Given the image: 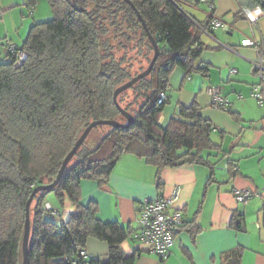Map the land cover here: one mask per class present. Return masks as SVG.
<instances>
[{
	"label": "trees",
	"instance_id": "obj_1",
	"mask_svg": "<svg viewBox=\"0 0 264 264\" xmlns=\"http://www.w3.org/2000/svg\"><path fill=\"white\" fill-rule=\"evenodd\" d=\"M38 1L26 0L30 13ZM129 1L159 47L150 75L117 99L120 108L133 117L130 125L114 102V94L145 71L142 66L132 75L130 55L141 56L148 67L155 51L138 14L125 0H48L53 18L34 22L20 45L4 44L7 61L0 63V264L23 263L27 202L37 187L56 180L65 158L93 122L115 121L122 126L95 128L59 185L35 196L28 264L135 262L139 248L132 254L122 249L134 231L119 222L100 220L96 202L82 203V183L106 186L126 154L156 168L159 188L163 170L186 165L206 167L214 179L222 160L214 162L212 157L221 147L213 140L216 128L202 117L198 103L180 106L178 115L165 125L160 120L170 104L169 97L162 100L161 95H167L176 69L186 76L209 77V66L199 63L210 49L203 42L201 28L211 27L215 3L208 20L198 26L185 7H198L203 0ZM128 93L131 100L124 104ZM227 167L236 176L234 165ZM51 193L61 209L66 201L74 207L67 219L61 209L47 208L46 196ZM232 227L243 231V216L234 214ZM91 238L108 245L107 262L87 257ZM240 251L230 254L240 258Z\"/></svg>",
	"mask_w": 264,
	"mask_h": 264
},
{
	"label": "crops",
	"instance_id": "obj_2",
	"mask_svg": "<svg viewBox=\"0 0 264 264\" xmlns=\"http://www.w3.org/2000/svg\"><path fill=\"white\" fill-rule=\"evenodd\" d=\"M21 2L22 5L15 3V7H23L18 17L14 11L7 13L8 3L0 0L4 13L0 22L2 44L20 45L35 22L26 18V0ZM214 3V20H222L226 27L212 30V37L203 35V42L210 49L202 54L199 63L209 66V77L186 76L176 69L167 92L170 104L160 120L165 125L178 115L180 106L198 103L200 114L214 125V135L220 138L216 144L221 150L217 157L213 154L212 161L222 162L214 179L208 168L186 165L163 170L159 188L156 168L144 159L126 154L106 186L100 187L93 181L82 183L84 205L96 202L100 220L119 222L134 233L139 227V206L143 200L168 197L174 190H180L176 209L182 213L186 228L175 235L171 254L161 260L152 254L138 253L133 264H264V108L251 97L254 86L259 84L250 63L256 59V52L242 45L246 39L264 45V18L256 25L246 18L249 12L264 8V0H214ZM185 8L198 26L211 13L205 4ZM4 57L6 54L0 58ZM209 88L221 89L222 96L232 104L228 111L213 106L207 94ZM229 163L234 165V177L228 170H221ZM244 189L256 193L247 201L253 200L252 203H239L235 199V190ZM61 211L67 219L74 207L66 201ZM234 214L243 216V231L232 227ZM122 249L132 254L138 245L130 238ZM237 249L242 250L240 258L238 254H230ZM86 255L107 262L108 245L91 238Z\"/></svg>",
	"mask_w": 264,
	"mask_h": 264
},
{
	"label": "built area",
	"instance_id": "obj_3",
	"mask_svg": "<svg viewBox=\"0 0 264 264\" xmlns=\"http://www.w3.org/2000/svg\"><path fill=\"white\" fill-rule=\"evenodd\" d=\"M203 3L210 9H213V0H203ZM3 11L0 10V22L3 18ZM248 21L256 25L258 21L264 18V8H257L246 14ZM198 25V24H197ZM226 24L222 20H214L208 30L202 29L205 35L212 37V30L225 28ZM244 47L253 48L256 52V59L250 60L252 71L259 79V84L254 86L251 97L264 108V45L256 41L246 39L242 42ZM226 47V46H225ZM14 50V47H10ZM230 49V48H228ZM24 54H20V60L24 59ZM207 94L212 99V104L216 109L229 110L231 102L222 96L220 88H209ZM166 94L161 95V99H166ZM228 167L221 168L222 171ZM180 190L176 189L171 196H160L156 199L143 200L139 206V227L133 234V239L138 245L140 253H148L165 260L172 252L175 244V233L183 226L184 219L182 213L176 209ZM256 196V193L244 189L235 190L234 197L239 203H245ZM51 209V205H47ZM85 256V253H82Z\"/></svg>",
	"mask_w": 264,
	"mask_h": 264
},
{
	"label": "water",
	"instance_id": "obj_4",
	"mask_svg": "<svg viewBox=\"0 0 264 264\" xmlns=\"http://www.w3.org/2000/svg\"><path fill=\"white\" fill-rule=\"evenodd\" d=\"M127 3H129L134 10L136 11V13L138 14V17L141 21V23L143 24L145 31L154 47V51H155V55L153 60L151 61L149 67L147 68V70H145L144 72H142L141 74L135 76L132 80H130L128 83L124 84L123 86H121L120 88H118L114 94V102L117 104L118 108L121 111V114L128 120V125L132 124V122L134 121L133 117L126 113L125 111H123L120 106L118 105L117 99L119 97L120 94L128 91L131 87H133L136 83H138L141 79L146 78L150 75V73L152 72V69L155 65V63L157 62V59L159 57V47L158 44L156 43L155 39L153 38V36L149 33L148 31V27L144 21V19L142 18V16L138 13V11L136 10V8L134 7V5L129 1V0H125ZM194 21V20H193ZM195 22V21H194ZM196 23V22H195ZM99 126H110V127H114V128H118L121 127L122 125L118 122L115 121H96L93 122L92 124H90L88 126V128L84 131V133L82 134V136L79 138L78 142L75 144L74 148L72 149V151L68 154V156L65 158L61 169L58 173V176L56 178V180L50 184V185H46V184H41L39 187H37L30 199L27 202L26 205V212H25V229H24V235H23V244H22V253H23V263L22 264H28L29 262V244H30V237H31V206L33 204L34 198L38 193L41 192H49L54 190L60 183L66 169L68 168V166L71 164L72 160L74 159L75 155L78 153V151L80 150V148L83 146V144L87 141V139L89 138L90 134L92 133V131L99 127Z\"/></svg>",
	"mask_w": 264,
	"mask_h": 264
},
{
	"label": "rangeland",
	"instance_id": "obj_5",
	"mask_svg": "<svg viewBox=\"0 0 264 264\" xmlns=\"http://www.w3.org/2000/svg\"><path fill=\"white\" fill-rule=\"evenodd\" d=\"M3 2L8 3L7 6L10 10L7 9V13H11L14 11L15 16L21 17V12L23 10V7L22 6L15 7L16 4L22 5L21 0H3ZM25 10L26 11L24 12H26V16L28 17L27 19L33 18L35 22H38V23L50 21L54 16L48 0H39L33 10V13H30L27 8H25ZM0 54H1L0 57L7 54V49L4 47V44L2 43H0ZM130 56H132V60H133L132 75L134 76L137 75L142 66L144 67L145 70L149 67V66L147 67L146 61L143 60L141 56H138L135 53L131 54ZM5 58L6 57H4V59L0 58V63L2 61H7V58L6 59ZM128 94L126 98L124 99V104H127L131 100V95H130L131 93H128ZM213 139L215 143H218L220 141V138L217 135H214ZM223 177H225V175H223L222 177L220 176L221 179H223ZM46 198L49 203L61 209L58 199L54 193L48 194ZM252 202L253 200L247 202V204L252 203Z\"/></svg>",
	"mask_w": 264,
	"mask_h": 264
}]
</instances>
